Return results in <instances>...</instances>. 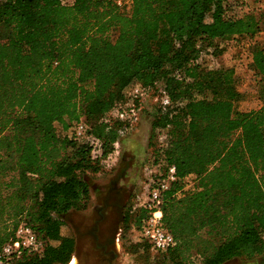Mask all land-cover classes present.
<instances>
[{
    "label": "trees",
    "instance_id": "16d2710c",
    "mask_svg": "<svg viewBox=\"0 0 264 264\" xmlns=\"http://www.w3.org/2000/svg\"><path fill=\"white\" fill-rule=\"evenodd\" d=\"M115 1L0 0V246L24 223L45 245L11 264L69 261L74 240L60 234L61 215L85 204V176L107 168L112 143L128 134L102 119L140 84L171 102L152 107L150 125L166 139L149 165H173L178 178L161 204L176 244L160 259L263 256L264 50L250 47L260 106L248 112L236 107L233 69H209L202 54L254 37L264 15L226 17L229 0ZM80 118L102 141L99 159L74 137ZM184 180L193 190L176 198ZM136 213L139 228L147 209Z\"/></svg>",
    "mask_w": 264,
    "mask_h": 264
},
{
    "label": "rangeland",
    "instance_id": "374dc122",
    "mask_svg": "<svg viewBox=\"0 0 264 264\" xmlns=\"http://www.w3.org/2000/svg\"><path fill=\"white\" fill-rule=\"evenodd\" d=\"M226 17L236 18L246 13H261L264 15V0H229ZM261 31L254 37H233L218 42V49L202 54L204 63L209 69L232 68L234 71V85L241 98L236 107L241 112L255 110L260 106L256 98L257 81L251 70L250 47L257 43L264 50V17L261 18ZM208 96V95H207ZM152 103H147L140 113L137 124L127 135L119 139V156L112 167L85 176L88 182V198L83 206L70 209L61 215L62 225L60 234L71 237L75 246L66 264L76 257L80 264H91L99 255L94 250L90 237L84 233L90 229L96 220L102 233L114 235L118 238L117 246L113 250L117 261L122 264H167L160 259V254L154 253L148 243L140 235L134 217L136 216V194L149 176V163L154 160L153 150L162 146L157 132L152 133L151 120L154 109ZM152 170L157 166L150 167ZM107 190H113L115 201L112 208L104 207L102 200ZM144 190V188L142 189ZM98 215L101 217L98 218ZM10 223V222H9ZM189 264H199L195 258ZM223 264H264V255L251 262L241 258H231Z\"/></svg>",
    "mask_w": 264,
    "mask_h": 264
},
{
    "label": "built area",
    "instance_id": "2783aa9c",
    "mask_svg": "<svg viewBox=\"0 0 264 264\" xmlns=\"http://www.w3.org/2000/svg\"><path fill=\"white\" fill-rule=\"evenodd\" d=\"M73 0H62L63 4L71 5ZM119 7L128 6L130 0H116ZM159 108L171 107L169 98L160 90L147 91L140 84H132L127 89L126 100L117 104L112 112L102 119L107 126L115 125L120 135L130 132L137 124L140 113L147 103ZM152 106V107H153ZM74 137L79 144L88 147L90 156L99 159L102 156V141L88 132V125L80 118L72 128ZM158 139L162 146L166 139V133H159ZM119 139L112 143V150L108 156L107 167L114 166L119 156ZM149 176L144 180V185L136 194V207L147 209V216L141 221L138 228L140 237L150 245V249L161 254L175 246L173 236L165 228L162 221L161 204L163 195L177 182L175 167L166 165L161 160L157 168L152 170L148 165ZM157 174V178H154ZM144 188V190H142ZM193 190L191 180H184L182 187L175 193L180 198L186 192ZM45 242L36 236L35 231L28 225L20 223L13 231L12 236L0 246V264H11V261L20 258L22 255L39 254L44 248Z\"/></svg>",
    "mask_w": 264,
    "mask_h": 264
},
{
    "label": "flooded vegetation",
    "instance_id": "af4514ba",
    "mask_svg": "<svg viewBox=\"0 0 264 264\" xmlns=\"http://www.w3.org/2000/svg\"><path fill=\"white\" fill-rule=\"evenodd\" d=\"M105 198L102 200L104 207L106 208H112L114 206V199L113 194L115 193L113 190H107ZM98 218L101 217L98 215ZM101 221L96 220L95 224L90 229H85L84 233L88 235L91 239V241L94 244V250L99 253L97 257H95L94 260H92L91 264H122L117 261V255L113 250L112 245H116L118 242V238L114 235L102 233L99 227V224ZM76 243H74L75 246ZM76 258V257H75ZM75 264H80V262L75 261Z\"/></svg>",
    "mask_w": 264,
    "mask_h": 264
},
{
    "label": "bare ground",
    "instance_id": "6f19581e",
    "mask_svg": "<svg viewBox=\"0 0 264 264\" xmlns=\"http://www.w3.org/2000/svg\"><path fill=\"white\" fill-rule=\"evenodd\" d=\"M75 261H76V258H75V257H73V258L71 259V261H70V263H69V264H75Z\"/></svg>",
    "mask_w": 264,
    "mask_h": 264
}]
</instances>
